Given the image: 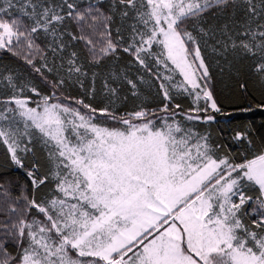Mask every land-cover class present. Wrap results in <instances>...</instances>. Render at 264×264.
<instances>
[{"label":"snow or ice","instance_id":"6c2138e0","mask_svg":"<svg viewBox=\"0 0 264 264\" xmlns=\"http://www.w3.org/2000/svg\"><path fill=\"white\" fill-rule=\"evenodd\" d=\"M209 51L264 89V0H0V264H264V124L214 138L253 108Z\"/></svg>","mask_w":264,"mask_h":264},{"label":"trees","instance_id":"16d2710c","mask_svg":"<svg viewBox=\"0 0 264 264\" xmlns=\"http://www.w3.org/2000/svg\"><path fill=\"white\" fill-rule=\"evenodd\" d=\"M88 0H77V3L81 5V7H85L87 5ZM107 3L108 0H105ZM208 62L211 65V71L215 77L216 83V92L222 101L226 102V107L228 110H232L237 105L248 106L249 104L253 108V111L247 113L237 112L231 118V124H229L228 120L221 118V123L218 126H213V136L217 139H227L232 128L243 126L244 124H252L254 128H260L262 124H264V111L256 109V104L260 103L264 100V96H262V92L264 89L261 88V85L257 81V79L251 75V72L247 66V63L240 65L241 76L239 78L232 76L227 71L222 75L217 67V61H219L220 65L224 64V61L212 54L210 51L206 53ZM4 63L15 64L16 62L9 58H4ZM123 63V61H122ZM237 79H244L248 83L249 94L248 98H244L240 95ZM99 81L97 82V87L99 88ZM187 103V101H185ZM223 129V135L218 136L217 133L220 129ZM231 148L232 154L236 156L238 159H242V149L238 148L236 145L229 143L227 145ZM245 155L247 153H244ZM0 165H6V158L4 154V150L0 147ZM17 177L22 176V173H15ZM11 250V249H10Z\"/></svg>","mask_w":264,"mask_h":264}]
</instances>
